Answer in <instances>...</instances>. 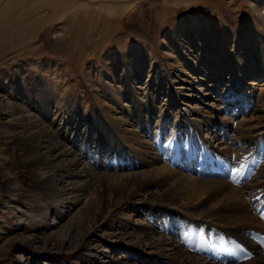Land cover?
<instances>
[{"label": "rangeland", "instance_id": "obj_1", "mask_svg": "<svg viewBox=\"0 0 264 264\" xmlns=\"http://www.w3.org/2000/svg\"><path fill=\"white\" fill-rule=\"evenodd\" d=\"M262 8L263 3L260 1L250 6V0H0V95H4L3 99L14 103L15 111L26 108L29 104L27 102L38 104L41 101L38 110H31L34 116L41 118L47 127L53 129L54 134L57 133V129H64L65 134H68L69 138L72 137V141L61 140L62 147L69 146L73 147V150L77 149V154L88 161L93 155L92 149L87 150L80 144H85L84 140H89L90 136L86 138V135L88 128L93 126L91 117L100 112L98 105L107 96L120 95L119 93L126 85L127 78L124 76V70L127 67L130 68V73H136L135 70H137L136 79L130 77L135 91L142 95L143 87L146 86L144 90L146 91L147 87L151 86L152 92L154 90V95L158 99L155 104L162 105L165 102L170 104L174 114L183 108L189 110V114L193 109L199 108L202 112H209L219 120L223 117L235 120L241 117L248 118L251 114L260 113L256 112L260 104L257 98L248 99L245 106L244 102L239 100L240 97L231 93V90L245 89L249 82L254 81L255 84H252L251 89L255 96H258L259 87L264 89L262 85L264 70L256 75L248 73L244 76L245 79L238 81L234 78V72L226 68L232 64L229 52L235 53L233 55L243 52L236 41L240 38L237 34L240 27L248 29L249 35L253 32L257 33L258 37L262 35L263 26L258 19ZM202 22L203 27L206 28L205 34L195 33L194 30L190 32V25L196 28L195 26ZM180 24L184 27H180L181 32L179 31L178 34L181 35L176 36ZM200 27L202 26L199 24L197 29ZM185 36H189L190 44L195 45L194 49L204 42L208 45V51L211 54H216L222 49L225 56H228L227 60H224L226 70L215 66L194 72L192 68L186 67L179 60L172 65L170 74H162L160 66L157 67L156 64L158 59L162 60L160 61L162 66H167L170 59L171 61L173 59L171 56H176L179 49L187 55L186 49L183 48L187 42ZM253 38V44H256ZM262 40L264 44V39ZM149 42L154 50H149ZM162 51L167 52V56ZM261 52L264 54V51ZM187 57L190 56L187 55ZM212 58L217 57L213 55ZM204 72L209 77L206 84H212L216 90L207 91L209 97L202 100L201 94L193 91V87L199 84L197 80L203 79ZM170 87H175L173 89L180 93L181 104L175 103ZM202 89L205 91L204 88ZM226 99H230L226 103L227 105L229 103L227 108L224 102ZM123 101L125 102L120 97V102ZM218 108H220L219 111ZM7 119H9L8 116H0L1 131L9 130ZM253 124H256V127L252 133L255 137L259 136V145L263 147L259 153L257 146L243 143L240 139L233 140L231 147H235L242 153L248 151L251 153L256 150L257 155L264 156V117L254 121ZM124 127L131 129L129 126H122ZM220 128L221 122L218 121L211 128L207 126L199 128L200 134L207 136L210 146L219 152L223 146L227 145L225 142L229 137L222 132L217 133ZM76 132L80 134L74 135L73 133ZM110 133L118 141L114 147L115 155H117L115 159L119 162H116L117 166L111 165L113 163H109V166L118 167L119 172L131 171L133 162L139 163V169L143 170H150L153 165L160 163L191 177L198 176L195 173L202 162L193 160L187 163V160L180 159V162L172 164L170 152L171 150L174 152L173 147H180L174 142L172 144L170 141H156L154 137L147 134L145 138L144 136L141 138L145 139V143L156 153L139 157L140 155L133 150V141L127 142L121 136L119 137L116 131H110ZM94 134L93 138L100 136L96 130ZM10 144L0 134V167L2 169L18 161L17 151L11 148ZM126 154H129L128 159L133 160L125 161L128 160L127 156H124ZM208 154H210L209 151ZM102 156V158L105 157ZM263 158L256 157V161L259 162ZM210 160L220 163L221 159L211 155ZM204 164L206 165V162ZM183 167H187L185 168L187 170ZM209 169L208 172H211L212 169ZM101 170L98 169V171ZM231 175H224L223 180L235 181ZM57 177L54 176L55 179ZM200 178L210 179L205 176ZM243 183H238L237 186L240 188L243 199L240 204L247 205L251 213L256 211L264 214V192L256 194L255 197ZM158 186L153 182L149 188L154 187L157 190ZM91 191L90 189L89 192ZM57 195L43 198L35 187H27L24 193L0 190V264H20V259L34 264H50V262L52 264H85L83 260L87 257L82 254L94 242H97L95 246L97 252L91 259L92 264H100L103 259L117 262L124 257L137 264H166L164 259L154 255L146 256L148 259L140 263L138 262L141 258L139 254L144 252L139 245L143 243L139 242L138 246H133L127 240L118 241L109 237L112 231L120 229L129 231L133 221L139 217L166 225L162 222L166 214L158 205L141 207L137 213L127 205L128 207L125 206L113 216L111 222L104 220L102 223L105 222V224L102 227L100 222L97 223L94 227V230H99L97 238L81 242L77 255H72L64 249L60 251L54 249L48 241L52 237L51 231L57 230L60 224L63 225L78 204V202L72 203L70 199L65 200L61 205L54 204L52 198L55 196L61 198ZM9 197L12 198L11 204L3 201ZM174 202L177 205L172 203V206L181 207L179 201ZM188 208H184L185 210L181 212L186 217L199 219ZM40 215L42 219H38L37 216ZM125 217L128 220L119 221L118 219H125ZM221 220L224 222L229 219L220 218L215 223H220ZM222 230L228 229L222 228ZM258 234L264 233L258 232ZM43 244H45L43 246L46 249L45 252L40 250ZM105 248L107 251H104ZM202 260L207 263L213 261L207 257Z\"/></svg>", "mask_w": 264, "mask_h": 264}, {"label": "bare ground", "instance_id": "obj_2", "mask_svg": "<svg viewBox=\"0 0 264 264\" xmlns=\"http://www.w3.org/2000/svg\"><path fill=\"white\" fill-rule=\"evenodd\" d=\"M259 1L263 3L264 8V0H250V6ZM263 8L258 14V19L263 26L261 28L262 35L258 37L255 32L253 34L256 35H249L248 29L247 31L240 27L239 33H237L240 38H237L236 41L242 47L243 52L236 53L237 55L229 52L232 60L229 68H226L224 61L228 56H225L222 49L216 54H211L206 42L198 45V48L196 45V49H194L195 45L190 44L189 36H185L187 42L185 46H182L190 57L184 55L179 49L177 57L172 55L173 59L172 61L170 59L167 66H162L160 64L162 60L158 59L157 67L160 66L161 73L167 75L171 73L172 65L181 60L186 67L192 68L194 72L215 66H218L219 69H230L238 81L245 79L244 76L248 73L258 74L264 70V54L261 52L264 51L262 43V39H264ZM183 24L178 26L176 36L181 35L178 33L181 32L180 27H184ZM199 24L202 27L197 29ZM199 24L195 26L196 28L189 24L190 32L194 30L195 33L205 34L206 28L203 27V22ZM252 38L257 42L256 44H253ZM149 48V50H154L150 42ZM162 53L167 56V52L162 51ZM213 55L217 58L213 59ZM235 63L237 64L235 65ZM129 71L128 67L124 70V76L127 78L126 87L124 86L120 95L107 96L98 105L100 112L91 117L93 126L88 128L86 135V138L90 136L89 140H84L85 144H80L87 150L92 149L93 155L89 158L90 162L82 159L77 154V149L73 150L74 148L69 146L68 148L62 147L61 140L72 141V137L69 138L68 134L67 137L64 129H57V133L54 134L53 129L47 127L41 118L34 116L31 110H38L41 101L38 104L27 102L29 104L26 105V108L15 111L14 103L3 99L4 95H0V116L9 117L7 125L10 127L9 130H0V134L1 137H5V141L11 143V148L16 150L18 155L17 163L9 164L3 169L0 167V190L24 193L27 191V187H35L43 198H49V196L51 198V195L58 194L61 198L56 196L52 198L54 204L61 205L68 199L72 203L78 202L71 217L63 225L60 224L57 230L51 231L50 236L52 237L48 240L54 249L59 251L64 249L72 255L78 254L81 242L97 238L99 230H94L97 223L100 222L102 227L106 221L110 220L111 222L113 216L125 206H129L133 212L137 213L141 207L158 205L166 214L162 221L166 225L139 217L133 221L129 231L122 229L116 230L117 232L110 231L109 237L118 241L127 240L133 246H138L139 242L143 243L139 246L144 253L139 252L142 259H138V262L147 260L146 256L154 255L164 259L166 264H264V234H261L263 237L258 234V232L264 233V214L256 211L251 213L247 205H241L240 201L242 202L243 199L240 188L237 187L238 183L244 182L243 184L247 185L255 197L264 192V158L259 162L256 161V157L264 156L257 155L256 150L251 153L248 150V152L242 153L235 147H231L233 140L240 139L243 143L257 146L258 153L263 148L259 145V136L255 137L252 130L256 127V124H253L254 121L264 117V89L259 87L258 96H255L251 89L254 81H251L245 89L231 90V93L240 97L239 100L244 102L245 106L248 99L257 98V102L260 104L256 112L260 113L251 114L248 118L241 117L235 120L223 117L219 120L209 112H202V109L199 108L193 109L190 114L187 109L183 108L180 111L177 109L179 112L174 114L170 104L161 102L163 107L161 104H155L157 98L149 84H147L149 86L147 90L144 91L146 86L143 87L142 95H139L135 91L133 80L130 79L131 76L136 79L137 70H135L136 73ZM202 74L203 79L197 80L199 84L197 87H193V91L200 93V98L205 100V97H209L207 91H213L216 88L212 84H206L209 77L205 72ZM173 88L175 87H170L171 95L176 104H181V95ZM120 97L125 102H120ZM193 98L195 99V96ZM228 101L230 99H226L225 104ZM228 105L226 104L225 108ZM217 110L219 111L220 108ZM172 118L173 120H171ZM217 121L221 122V128L217 133L222 132L226 137L229 135L225 142L227 145L222 147L221 152L213 149L208 142V137L199 132L200 127L211 128ZM244 124L245 126H243ZM246 124L249 125L246 126ZM122 126H129L131 129L122 128ZM95 130L100 135L97 138L92 136L95 135ZM110 131H116L118 136L127 142L133 141V150L140 155L139 157L156 153V151L153 152L152 147L145 143L146 140L141 138L143 136L145 138L147 134L154 137L156 141L174 142L180 147H173L174 152L170 148L169 156L172 164L180 162V159L187 160V163L193 160L202 162L197 170L195 169V174L198 176L191 177L160 163H155L156 165H153L150 170H143L139 169V163L133 162V166L131 169L129 168L131 171L119 172L118 167L109 166V163L116 165V162H119L115 159L117 155H115L116 148L114 147L118 141L113 138ZM102 155L105 157L102 158ZM211 155L219 157L220 163H216L217 159L215 162H211ZM124 156H127L128 159L129 154ZM132 160L129 158L125 161ZM205 162L208 166L204 164ZM185 168L187 167H183L184 170H187ZM209 168L212 169L211 172H208ZM98 169L104 171H98ZM226 174H232L235 181L223 180ZM54 176H58L57 179ZM200 176L210 179H201ZM153 182L157 183V186L159 185L157 190L154 187L149 188ZM90 189L91 192H89ZM173 200L179 201L181 207L172 206V203L176 204ZM3 201L9 204L13 203L10 197ZM210 203L212 205H209ZM187 207L199 219L186 217L181 212ZM155 215H157L156 212ZM37 217L42 219L41 215ZM225 217L229 220L215 223ZM118 219L119 221L128 220L126 217ZM104 220L105 222L102 223ZM21 226L23 227V225ZM221 227L228 230H222ZM177 232L178 235H176ZM96 244L97 242H94L89 249L84 250L82 255L87 257L83 260L85 264H92L91 259L97 252ZM42 247L40 250L45 252L46 249ZM106 249L104 251H107ZM206 257L212 259V263L202 260ZM20 260V264H34L28 263L25 259ZM50 264L52 263L50 262ZM100 264L137 263L124 257L117 262L103 259Z\"/></svg>", "mask_w": 264, "mask_h": 264}]
</instances>
